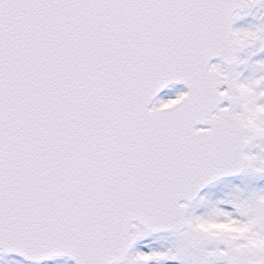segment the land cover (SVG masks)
I'll use <instances>...</instances> for the list:
<instances>
[{"label":"snow or ice","instance_id":"obj_1","mask_svg":"<svg viewBox=\"0 0 264 264\" xmlns=\"http://www.w3.org/2000/svg\"><path fill=\"white\" fill-rule=\"evenodd\" d=\"M0 264H264V0H0Z\"/></svg>","mask_w":264,"mask_h":264}]
</instances>
